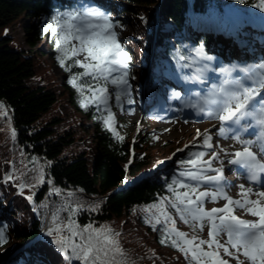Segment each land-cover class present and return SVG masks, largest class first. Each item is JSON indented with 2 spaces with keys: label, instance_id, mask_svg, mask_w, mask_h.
Segmentation results:
<instances>
[{
  "label": "trees",
  "instance_id": "16d2710c",
  "mask_svg": "<svg viewBox=\"0 0 264 264\" xmlns=\"http://www.w3.org/2000/svg\"><path fill=\"white\" fill-rule=\"evenodd\" d=\"M90 1L0 0V33L23 16L27 21L25 31L32 37L29 46L52 60L63 76L61 87L68 94L65 102L67 116L63 117L55 111L60 101L59 91L44 84L46 81L42 82L43 85L34 80L38 57L30 51L17 49L5 34H0V103L6 112L5 117L10 120L9 135L5 138L0 135V173L3 163L7 162L11 166L10 183L30 207V210L17 206L0 207L8 220V224L0 229L4 230L7 242L13 241L14 247L30 240L37 243L30 244L24 255H17L14 264H54L50 253L60 258L63 264H69L51 243L54 237L46 235L48 229L43 233L41 230L48 213L53 224L54 217L58 218L56 222L64 224L72 216L71 209L77 208L72 217L77 225L106 226L113 234L119 233L115 239L124 255L117 259L123 264H195L191 254L186 258L170 242L160 243L164 233L154 230L152 224L155 223V215L165 209H151L149 212L144 209L158 203L161 197H172L167 185L173 178L183 180L179 173L188 170L185 167L188 165L182 161L190 159L196 147L191 144L176 153L172 157V167L150 171L154 165L157 166V161L170 157L173 149L166 148L167 143H159L152 130H141L136 138L130 137L123 122L112 124L110 130L102 120L107 112L91 105L82 107L81 101L87 94L82 97L68 81L84 70L72 67L66 71L62 68L55 59L58 55L56 36L44 32L48 24L56 27L52 21L54 15L69 10L82 11ZM94 1L113 23L120 24L124 21L122 17L132 16L129 19L133 24L145 32L139 35L137 42L145 47L146 53L153 52V74L159 75L157 72L167 69L183 73L178 54L182 56L183 66L192 71L195 55L201 47L203 54L214 59L216 65L220 62H257L258 46L264 51V40L260 41L264 39V29L259 31L254 26L253 5L256 0H246L243 4L239 0ZM229 19L239 24L237 38L241 44L245 42L240 47L227 33ZM42 23L45 24L40 29ZM161 27L166 28L167 37L160 31ZM39 35H47L48 50L39 49ZM121 37L132 62L133 52L126 46L133 42L132 38L122 34ZM152 38L154 43L150 44ZM66 63L71 64L72 61ZM127 66L133 73L131 63ZM159 77L167 87V75ZM108 107L112 113L119 109L114 96L109 98ZM87 133L91 139L86 138ZM41 175L42 183L39 182ZM49 175L55 187L74 192L50 193L47 208L45 194ZM21 184L25 185L22 190ZM5 191L11 192L7 184L0 186V205L6 201ZM28 196H32V200H28ZM96 205L99 207L93 211ZM166 210L176 221L175 228L187 233L188 239L196 236L197 242L208 240L205 227L201 230L197 226L193 230L179 219L173 209L169 207ZM150 218L152 223L148 222ZM160 220L161 224H157L156 229L163 225L162 215ZM167 226L171 228L172 224ZM38 244L44 259L36 254L34 245ZM202 247L204 250L207 245ZM7 252L3 250L1 254ZM71 264L79 262L72 261ZM201 264H210V261L202 260Z\"/></svg>",
  "mask_w": 264,
  "mask_h": 264
},
{
  "label": "snow or ice",
  "instance_id": "6c2138e0",
  "mask_svg": "<svg viewBox=\"0 0 264 264\" xmlns=\"http://www.w3.org/2000/svg\"><path fill=\"white\" fill-rule=\"evenodd\" d=\"M239 2L243 4L246 0H239ZM253 7L264 12V0H259ZM52 21L56 23V27L48 24L44 32H51L56 36L55 44L58 55L55 59L66 71H70L72 67L84 70L74 74L68 83L72 84L82 97L87 94L86 99L81 101L82 107L88 108L91 105L100 109L102 105L104 106L103 111L107 112V116L102 117V120L104 125L111 130L114 115L108 107L109 98L114 96L117 106H120L123 99H126L129 105L133 103L128 82L130 72L127 68L131 56L119 42L117 32L114 30L122 28V25L118 22L113 23L109 15L99 9L83 12L65 11L54 15ZM198 53L203 56L202 47ZM204 58L212 59L211 57ZM68 60L72 63H66ZM240 71L245 73L241 80L223 79L221 84L214 87L201 101L202 105L211 107L206 112L204 107H200L199 111L221 122L222 127L219 132L222 135L231 130L230 126L240 125L245 120L254 121L258 125L259 132L255 142L243 140L238 135L233 137L242 145V151H235L232 154L233 158L227 161L229 165H237L246 169L249 179L255 181L258 173H264V163H260L257 156L250 150V145L260 143L261 152L264 153V62L241 67ZM132 79L135 77L133 76ZM242 81H250L254 86L245 85ZM109 85L113 91L109 90ZM173 96L179 99L180 93H173ZM224 125L229 127H224ZM197 138H200L199 130H197ZM210 141L211 136L207 135L206 130L203 144L200 146L211 148ZM177 151H182V149ZM204 155V152H196L187 161H182L189 168L179 173V176L184 178L183 180L173 178L172 182L167 185L172 197H161L158 203L144 209L145 212L151 209L159 210L162 207L165 209L155 215V223L152 224L154 230L164 233V238L160 243L170 242L171 246L183 252L186 258L191 254V260L195 264H201L202 260L210 261V264H229L228 260L221 258L219 249H223L224 255L235 259L236 264H264V203L261 202L264 198V191L256 194L258 197L256 200H250L247 197L252 193V189H244V186L240 185V194L245 198L242 201L232 199L225 192L223 167L213 168L212 166L213 161L218 160V154L213 152L207 160L203 159ZM161 163L163 161H157V165ZM207 172H213L215 175H205ZM184 181L196 183L190 184ZM39 182H44L42 175L39 177ZM201 183H214L216 189L211 192L198 191ZM24 187L25 185H20L21 190ZM26 198L32 200V196ZM207 198H210L213 203L223 199L225 204L220 208L205 210L203 205ZM98 207L99 205H96L92 210L95 211ZM169 207L175 211L183 223L193 230L197 226L202 230L204 225L197 224V222L206 219L209 222V239L207 241L201 239L198 242L196 236L188 239L187 233L175 228L176 221L166 210ZM234 208L244 209L257 219L246 221L230 215ZM77 210V208L71 209L72 216H69L67 223L64 224L56 222L58 218L54 217V227L46 232L47 236L54 237L51 243L66 257L69 264L72 261H78L79 264H123L117 259L124 255L115 239L119 233L113 234L112 230L106 226L97 228L92 224L77 225L72 218ZM161 215L163 225L160 229H156V225L161 224ZM148 222L152 223V219L150 218ZM169 223L172 224L171 228L167 226ZM221 233L227 235V240L223 244L217 239ZM6 242V234L3 229H0V246ZM203 245H207L209 249L214 247L215 251H204ZM229 248L234 251H229ZM241 255L244 257L243 260L240 259Z\"/></svg>",
  "mask_w": 264,
  "mask_h": 264
},
{
  "label": "rangeland",
  "instance_id": "374dc122",
  "mask_svg": "<svg viewBox=\"0 0 264 264\" xmlns=\"http://www.w3.org/2000/svg\"><path fill=\"white\" fill-rule=\"evenodd\" d=\"M258 3L259 0H256ZM87 7H85V10H90L91 5H98L96 1L92 0ZM83 9V11H85ZM254 12L259 13L260 15L257 16L258 21H264V12H261L257 8L254 7ZM132 16H125L122 19L123 22L120 23L122 25V28H115L114 30L117 32V38L119 42L122 44L121 41V34L122 36H128L132 38L131 40L134 42L128 43L127 47L133 52L134 54V61L132 62V74L130 73V76L128 77V82L130 85V98L133 100L132 104H128L126 99H123L121 101V104L119 106L118 110H115L113 112L114 115V123L113 125L119 124L120 122H123L126 124V127L129 129V135L131 138H136L138 130H152L154 131L155 135L157 136V139L159 143H167L166 148L173 149L170 153V157L174 155V153L179 152L178 149H183L186 145H189L191 142L198 143V149L196 152H204L205 155L203 159L207 160L212 155L213 152L218 154V160L213 161V168H220L223 167L224 171H228V165H227V158L229 155H232L233 152L229 148H232L234 143L230 140H224L219 137H221V134L219 132L220 126L219 121L216 119L209 118L204 112H200L199 108L204 107L205 112L209 107L205 105H198V102L202 99H200V94H194L186 100L185 98H179L177 101L182 103L181 107L178 108V112L168 119L160 120V121H147L145 118L147 114V110H142V101L143 97L148 95L147 92V86H148V79H147V72H146V59L140 58V53L136 52L137 50L143 51L145 53V57H147L150 52L146 53L145 47L140 44L139 35H143L145 32L141 29H138L132 22L131 19ZM95 22V21H94ZM27 25L26 19L22 16L19 18L18 21L12 23L11 25L7 26L5 30H3L0 34H5L8 37V40L13 42V45L20 50L23 51H30L32 52V55H35L38 57V64L36 65L37 71L36 75L34 77V80L38 83H42L43 81L48 86H52L55 88V90L59 91L60 101L57 103L55 111L58 113L60 112V115L63 117H66L68 106L66 105V100L68 94L62 89L61 84L63 82V76L61 75L60 70L56 67V65L50 60L46 54H41L40 51H35L29 46V40L32 38L28 35V32L25 31V26ZM123 46V44H122ZM38 47L39 49L45 50V47L43 46V43L38 40ZM124 47V46H123ZM36 49V48H35ZM82 58V57H77ZM201 67V66H200ZM241 65L237 64H226L225 68L222 72V76L225 77V74H230L232 72L236 74H241L240 71ZM203 69V66L201 67ZM226 70V71H225ZM205 78L207 81L211 82V86L209 87L210 92L214 87H218L221 82L222 78L218 77L217 74H213V71L208 69L207 71L204 69ZM135 77V79H132V77ZM225 79V78H224ZM197 82V81H196ZM43 84V83H42ZM43 84V85H44ZM206 84V82H205ZM151 85V84H150ZM200 87H205L204 84H199ZM253 86V85H252ZM109 90L113 91L111 85L109 86ZM173 96V95H170ZM177 99V98H176ZM200 99V100H199ZM193 105H196L198 107H193ZM103 105L101 108L103 109ZM5 110L3 109V105L0 103V135H2L4 138L7 137L10 133V120L5 117ZM84 121V120H83ZM82 121V123H83ZM68 127V124H66ZM197 130H199L200 138H197ZM207 130V135L211 136L210 143L212 144L211 148L207 147H201L200 145L203 144V136L205 135ZM86 138L91 139V135L89 133L86 134ZM195 152V153H196ZM229 153V154H227ZM157 157L158 154H156ZM156 157V158H157ZM170 158V159H171ZM169 158L165 160L163 164H169ZM9 164L7 162H4L2 165V171L0 173V185L7 184L9 185V189L11 190V194L8 193V191H5V200L0 207H10V206H17L18 208H27V204L25 200L22 197V194L18 191L14 190V187L10 183L8 177H9ZM6 171V172H5ZM207 175H215L213 172H207ZM206 175V174H205ZM196 183V182H195ZM209 184L201 183L200 186L202 187V191H213L214 189L208 188ZM240 185L244 186V189H246V186L243 182L235 183L230 186V189L228 191L229 197L235 200H243L245 197L242 196ZM250 187H247V189ZM264 191L262 190H252V193L248 195L247 199L250 200H256L258 197L256 194L259 192ZM210 198H207L205 200V203L203 207L205 210H210L214 207L209 205ZM219 203H217L215 208L223 207L225 204V201L223 199L218 200ZM261 202L264 203V198L261 199ZM211 206V207H208ZM169 209V208H167ZM0 226L6 225L8 223L7 215L2 213L0 211ZM230 215H235L239 219H243L246 221H255L257 218L253 217L252 215L248 214L244 209L236 208L233 210V212ZM50 215L46 216L45 224L49 221ZM204 222L208 224L207 230H206V237H208V231H209V222L205 219ZM45 227V226H44ZM51 228V227H50ZM209 239V237H208ZM217 239L219 242H225L227 239L225 237L224 233H221ZM30 242L23 243L21 245L13 246V241H8L4 243L2 246H0V264H12L14 261V258L16 255L19 254H25L27 250L28 244ZM206 251L215 249H209L208 246L206 248ZM5 250L8 251L7 254L2 255L1 252ZM37 256L41 255V249L39 246H36L35 248ZM220 253V256L228 260L232 264V258L224 255L223 251L221 249L218 250ZM53 254L50 253V256ZM56 259V258H55ZM240 259L243 260L244 257L241 255ZM56 262L60 264L59 260L56 259ZM234 264V263H233ZM236 264V263H235Z\"/></svg>",
  "mask_w": 264,
  "mask_h": 264
},
{
  "label": "water",
  "instance_id": "95a60500",
  "mask_svg": "<svg viewBox=\"0 0 264 264\" xmlns=\"http://www.w3.org/2000/svg\"><path fill=\"white\" fill-rule=\"evenodd\" d=\"M43 25H44V23H42V24L40 25V29L42 28ZM51 188H55V187H54V184H53V181H52V178H51ZM51 190H53V189H51Z\"/></svg>",
  "mask_w": 264,
  "mask_h": 264
},
{
  "label": "bare ground",
  "instance_id": "6f19581e",
  "mask_svg": "<svg viewBox=\"0 0 264 264\" xmlns=\"http://www.w3.org/2000/svg\"><path fill=\"white\" fill-rule=\"evenodd\" d=\"M51 189H54V188H51ZM51 191H53V190H51Z\"/></svg>",
  "mask_w": 264,
  "mask_h": 264
}]
</instances>
